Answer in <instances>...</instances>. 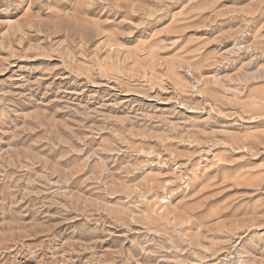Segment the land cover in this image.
<instances>
[{"label":"rangeland","instance_id":"obj_1","mask_svg":"<svg viewBox=\"0 0 264 264\" xmlns=\"http://www.w3.org/2000/svg\"><path fill=\"white\" fill-rule=\"evenodd\" d=\"M0 264H264V0H0Z\"/></svg>","mask_w":264,"mask_h":264}]
</instances>
